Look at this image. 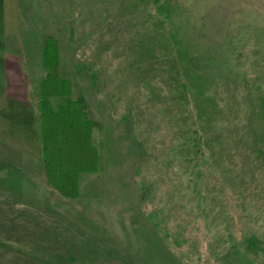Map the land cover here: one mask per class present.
Masks as SVG:
<instances>
[{"label": "rangeland", "instance_id": "1", "mask_svg": "<svg viewBox=\"0 0 264 264\" xmlns=\"http://www.w3.org/2000/svg\"><path fill=\"white\" fill-rule=\"evenodd\" d=\"M48 38L103 158L73 200L42 160ZM0 264H264V0H0Z\"/></svg>", "mask_w": 264, "mask_h": 264}, {"label": "trees", "instance_id": "2", "mask_svg": "<svg viewBox=\"0 0 264 264\" xmlns=\"http://www.w3.org/2000/svg\"><path fill=\"white\" fill-rule=\"evenodd\" d=\"M42 60L45 76L36 87L35 105L42 160L51 190L73 200L80 195L81 176L101 170L102 152L92 122L72 98L71 83L60 76L61 55L54 39L45 41Z\"/></svg>", "mask_w": 264, "mask_h": 264}, {"label": "crops", "instance_id": "3", "mask_svg": "<svg viewBox=\"0 0 264 264\" xmlns=\"http://www.w3.org/2000/svg\"><path fill=\"white\" fill-rule=\"evenodd\" d=\"M14 5H17V3L15 2ZM41 153H42V151H41Z\"/></svg>", "mask_w": 264, "mask_h": 264}]
</instances>
